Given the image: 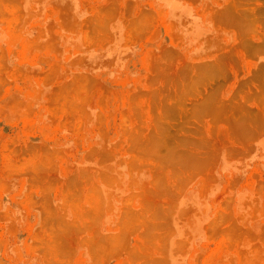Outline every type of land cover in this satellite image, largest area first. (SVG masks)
Segmentation results:
<instances>
[{"label": "rangeland", "instance_id": "1", "mask_svg": "<svg viewBox=\"0 0 264 264\" xmlns=\"http://www.w3.org/2000/svg\"><path fill=\"white\" fill-rule=\"evenodd\" d=\"M0 264H264V0H0Z\"/></svg>", "mask_w": 264, "mask_h": 264}, {"label": "bare ground", "instance_id": "2", "mask_svg": "<svg viewBox=\"0 0 264 264\" xmlns=\"http://www.w3.org/2000/svg\"><path fill=\"white\" fill-rule=\"evenodd\" d=\"M54 240V239H53ZM48 241H50L49 239H48ZM48 246V245H47ZM53 247H55V245L53 246ZM58 247H61V246H58ZM50 252V251H49Z\"/></svg>", "mask_w": 264, "mask_h": 264}]
</instances>
